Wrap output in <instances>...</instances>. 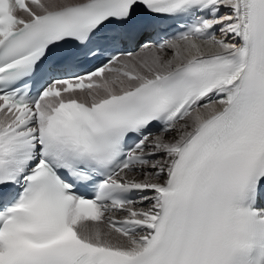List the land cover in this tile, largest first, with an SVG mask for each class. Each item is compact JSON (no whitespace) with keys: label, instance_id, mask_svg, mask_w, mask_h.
<instances>
[{"label":"snow or ice","instance_id":"obj_1","mask_svg":"<svg viewBox=\"0 0 264 264\" xmlns=\"http://www.w3.org/2000/svg\"><path fill=\"white\" fill-rule=\"evenodd\" d=\"M0 264H264V0H0Z\"/></svg>","mask_w":264,"mask_h":264}]
</instances>
